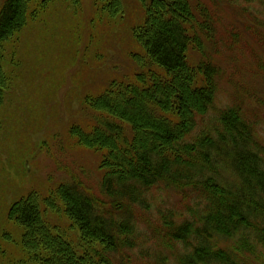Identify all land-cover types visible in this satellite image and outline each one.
I'll use <instances>...</instances> for the list:
<instances>
[{"label":"trees","instance_id":"trees-1","mask_svg":"<svg viewBox=\"0 0 264 264\" xmlns=\"http://www.w3.org/2000/svg\"><path fill=\"white\" fill-rule=\"evenodd\" d=\"M33 1L6 0L0 9V109L8 85L3 48L27 25ZM69 1L78 5L80 0ZM138 1L146 18L134 38L145 52L137 60L146 73L90 98V107L103 119L89 133L72 129L81 145L103 153L100 191L108 208L78 183L61 185L42 203L36 195L15 203L9 219L23 229L28 256L18 264H167L163 238L162 246L151 249L137 233L131 213L150 216L149 198L155 192L188 190L200 196V204L197 196L193 200L200 205L195 219L184 222L180 216L177 224L165 219L162 227L174 246V264H264L262 148L242 109L218 108L217 65L212 60L189 63L192 48L210 54L215 43L210 22L202 9L194 10L193 0ZM97 2L113 18L123 13L121 0ZM259 2L264 7V0ZM221 159L236 176V185L222 184L216 173ZM41 204L44 212L53 213L63 206L85 243L84 258L44 222ZM215 239L233 242L234 255L215 250ZM179 246L182 254L176 251ZM241 253L250 259L240 260Z\"/></svg>","mask_w":264,"mask_h":264},{"label":"rangeland","instance_id":"rangeland-1","mask_svg":"<svg viewBox=\"0 0 264 264\" xmlns=\"http://www.w3.org/2000/svg\"><path fill=\"white\" fill-rule=\"evenodd\" d=\"M121 1L123 13L114 18L97 0H80L78 5L69 0L33 1L27 25L4 45L2 66L8 85L0 109V264L28 258L22 247L23 229L9 219L15 203L30 195L42 203L70 183L82 185L102 204L106 201L100 191L103 153L81 145L72 129L92 131L104 115L92 110L89 99L132 83L147 71L137 60L145 58V52L134 38L144 24L145 9L138 0ZM5 2L0 0V9ZM192 4L195 11L198 7L204 11L215 43L208 48L210 54L192 48L189 63L197 66L212 60L217 65L218 108L242 109L264 154V7L259 0ZM126 135L133 138L130 128ZM219 162L216 173L222 184L236 185V176L223 159ZM196 196L200 204V196L190 190L155 192L149 198L150 216L131 213L137 233L149 240L151 249L162 246L163 238L167 264H174L175 258L162 228L164 220L177 224L180 216L184 222L195 219L200 209L193 201ZM41 206L44 222L84 258L85 243L63 206L55 213L44 212ZM211 244L228 253L235 247L218 239ZM177 249L183 253L180 246ZM239 257L250 259L243 253Z\"/></svg>","mask_w":264,"mask_h":264}]
</instances>
